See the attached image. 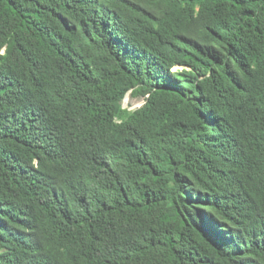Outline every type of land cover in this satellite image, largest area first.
<instances>
[{
  "label": "trees",
  "instance_id": "trees-1",
  "mask_svg": "<svg viewBox=\"0 0 264 264\" xmlns=\"http://www.w3.org/2000/svg\"><path fill=\"white\" fill-rule=\"evenodd\" d=\"M0 264H264V0H0Z\"/></svg>",
  "mask_w": 264,
  "mask_h": 264
},
{
  "label": "rangeland",
  "instance_id": "rangeland-1",
  "mask_svg": "<svg viewBox=\"0 0 264 264\" xmlns=\"http://www.w3.org/2000/svg\"><path fill=\"white\" fill-rule=\"evenodd\" d=\"M143 103V99L132 98L129 94L122 101V107L128 110L138 108Z\"/></svg>",
  "mask_w": 264,
  "mask_h": 264
}]
</instances>
